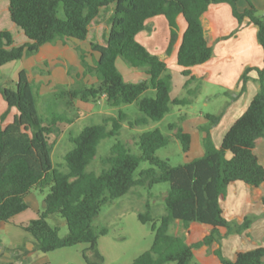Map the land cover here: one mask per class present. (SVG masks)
Returning a JSON list of instances; mask_svg holds the SVG:
<instances>
[{
	"label": "trees",
	"instance_id": "1",
	"mask_svg": "<svg viewBox=\"0 0 264 264\" xmlns=\"http://www.w3.org/2000/svg\"><path fill=\"white\" fill-rule=\"evenodd\" d=\"M11 20L29 39L15 46L10 30H0V67L37 53L40 47L58 40L86 41L90 51L98 54L87 72L96 74L98 82L86 85L83 81L65 86L60 84L48 97L41 94V84L32 81L26 70L18 73L14 86H1L0 91L8 109L16 108L12 122L0 123V222H7L28 209L27 195L37 187L49 185L44 209L25 226L35 238L34 251L48 253L79 243H88L84 258L89 263L103 259L98 250V239L108 233L106 227L94 224L102 206L127 194L137 186L152 187L169 182L163 196L165 213L158 219L151 214V206L139 213L143 223H150L155 233L151 249L134 259L131 264H191L195 248L215 246L213 253L221 264H264V246L239 250L232 259L225 257L222 239L233 233L250 229L254 218L246 216L242 223L224 216L222 202L229 186L241 181L254 187L264 184V165L255 153L257 143L264 138V64L247 67L241 75V89L232 96L238 98L247 90L250 73L257 72L259 90L248 109L234 122L217 147L212 128L217 125L225 109L219 114H206L207 123L199 128L203 137L204 154L189 162L173 165L169 158H161L157 150L176 139L184 153L191 149V134L185 132L182 121L168 125L172 135L160 128L146 130L134 137L133 147L118 140L108 156L102 158L100 173L88 171L96 158L98 147L107 137H117L123 123L130 128L160 122L171 111V105H189L196 96L190 84L200 81L191 73V67L207 62L213 55L204 25L203 14L213 3H228L240 26L245 20L258 28V39L264 49V15L259 14L252 0L241 10L239 0H8ZM159 15L165 16L170 26L167 54L178 39L180 15L187 27L182 34L177 53L182 74L187 77L185 87L191 96L172 98V74L167 62L153 54L137 35L148 28L147 22ZM105 16V17H104ZM101 19L108 24L104 41L91 37V27ZM84 63L85 53L81 52ZM118 57L132 67L142 70L146 77L136 82L126 81L116 66ZM228 95L231 92L227 91ZM78 100L112 106L136 103L140 112L132 118L120 110L117 116L104 117L101 123L85 126L70 140L74 143L64 156L65 168L55 167L51 135L60 134L61 123H73L69 110L75 109ZM38 104L40 109L38 108ZM111 125V127L109 126ZM142 160L151 167L141 170ZM264 202V197H263ZM60 215L65 218L68 233L60 236L59 227L52 226L48 218ZM181 221L188 228L192 222L208 225L211 230L202 239L189 244L183 236L171 232V226ZM226 229V233L221 232ZM89 252L97 261L90 259ZM48 264V263H45Z\"/></svg>",
	"mask_w": 264,
	"mask_h": 264
},
{
	"label": "rangeland",
	"instance_id": "2",
	"mask_svg": "<svg viewBox=\"0 0 264 264\" xmlns=\"http://www.w3.org/2000/svg\"><path fill=\"white\" fill-rule=\"evenodd\" d=\"M246 1V0H245ZM253 1V0H252ZM259 2L258 0H255ZM259 6L260 2H259ZM258 8V7H257ZM258 13L264 15V9L258 8ZM105 17V16H104ZM154 26H151L142 31L141 38H147L151 31L154 35L147 38L151 43L152 52H162L165 49L164 35L167 32V22L165 16L159 15L154 17ZM149 22V21H148ZM148 24V23H147ZM8 29L12 32L15 46H20L28 42L24 31L17 26L12 20L9 12V1L0 0V30ZM108 31V24L102 19L96 22L91 27V37L104 41ZM153 39V40H151ZM65 40H58L55 43H50L51 48L47 55L42 53H35L30 56H25L22 60L13 61L5 64L0 68V87L14 86L17 69L24 66L29 73L30 78L42 85V94L47 95L52 92L56 86L63 84L71 86L77 81H83L86 85H92L98 82L97 76L94 73L87 72V65H94L98 54L92 53L89 44L86 41H73L64 43ZM67 41V40H66ZM49 44V43H47ZM81 52L85 53V61L83 62ZM47 61V62H46ZM171 70L175 72L176 62L169 61ZM118 70L124 76L126 81L136 82L141 80L145 75L140 69L132 67L123 58L118 57L116 60ZM82 72V74H81ZM190 88L196 91V96L193 97L192 105H171V111L165 115L160 122H153L151 125L130 128L128 121L123 123L121 133L117 137H107L100 143L98 152L94 161L87 167L88 171H95L100 173L103 169L102 158L108 156L111 152L112 146L118 141L128 143L133 147L132 152L140 155L141 150L134 145V137L140 133L160 128L164 134L172 135L168 125L173 122H179L182 115L190 114L192 116H199L204 114H218L225 109L227 104H230L232 97L227 96L228 88L219 85L204 82L203 80L195 81L190 84ZM41 89V88H40ZM221 93V94H219ZM235 93V92H232ZM181 98L191 97L188 89L181 91L178 95ZM199 96V97H198ZM249 94L245 93L247 98ZM51 98L50 95H48ZM198 98L197 100L195 98ZM101 101V100H100ZM84 102L79 100L75 104L74 110H69V115L73 117V123H61L62 132L60 134L51 135L50 141L53 143V162L55 167L64 169L66 162L64 160L65 154L73 148L74 143L70 140L71 135H78L82 129L90 124L101 123L106 116H117L120 110L127 112L132 118L140 114L136 103L123 104L119 107L112 106L108 102ZM226 101H229L228 103ZM208 103V105H206ZM7 103L0 91V123L9 122L13 119L9 112L4 119L2 115L6 112ZM38 108L40 106L38 104ZM111 127V125H109ZM264 138L260 144L258 151L262 163H264ZM263 150V151H262ZM157 155L161 158H169L173 165H178L184 162L186 153L183 152L182 146L174 138H171L169 144L157 150ZM151 167L149 161L142 160L136 176L141 170ZM169 182H162L153 185L152 187L137 186L132 188L127 194L116 198L112 202L104 204L101 212L95 219V226L97 228L106 227L108 233L101 235L98 239V250L102 254L103 259L94 264H131L135 258L140 256L145 251L151 249L155 233L150 223H143L139 219V213L147 211V205L151 206V214L155 219H158L165 213V203L163 196L168 190ZM242 189L241 191L233 192L229 198L233 200L231 205L225 209L224 216L233 222L242 223L246 216L254 218L250 229L243 233H233L225 236L222 239V249L225 257L232 259L238 250L252 249L258 246H264V204L263 202H250L249 195L253 193H260L264 196V186L257 188ZM35 193L40 204L41 211L44 209V199L50 191L49 185L35 188ZM231 211L232 216L231 217ZM48 222L52 226L59 227L60 236H65L68 233V226L65 218L60 215H54L48 218ZM171 232L183 236L189 244L200 240V233L193 236L181 221H176L171 226ZM223 234L226 229H222ZM0 237H5V234L0 231ZM89 248L88 243H79L71 247L60 248L48 253L38 252L37 255L48 257V264H92L84 258V252ZM215 246L204 245L200 248H195V257L191 264H221L219 262H210ZM90 259L97 261L95 254L89 252ZM39 257V256H38ZM208 261V262H207ZM174 264V263H170Z\"/></svg>",
	"mask_w": 264,
	"mask_h": 264
},
{
	"label": "crops",
	"instance_id": "3",
	"mask_svg": "<svg viewBox=\"0 0 264 264\" xmlns=\"http://www.w3.org/2000/svg\"><path fill=\"white\" fill-rule=\"evenodd\" d=\"M258 1L260 2L261 6H259V2L253 0L255 6L260 9H264V0ZM238 6L241 10H244L248 6V3L245 0H239ZM154 20L155 19L152 18L149 20V22H147L148 26H151V29L155 27ZM162 22H167L166 24L168 28H165L167 32L164 35V51L152 52L153 49L151 48V46H149L152 42H148L147 38L149 36L152 37L154 35V31H151L149 33L150 35H148L146 39L144 37L141 38L142 34H140V32L137 35V39L141 43H143L153 54L160 56L167 62L168 68L172 74L171 97L181 98L178 96L179 93L184 89H186L187 92V88L185 87L187 77L182 74L183 67L178 64L177 53L181 43V37L187 27V23L183 15H180L178 18V39L172 49V52L170 54H167V48L170 39V26L167 19L166 21ZM202 22L204 25L208 43L213 47L214 52L212 57L207 62L192 66L190 68L191 73L199 80L228 88V91L231 92V95L227 94V96L232 97L241 89L240 78L244 70L249 66L262 67L264 64V49L258 39V28L254 24H250L248 20H245L240 26L239 21L233 15L232 8L228 3L211 4L208 10L203 14ZM63 42L68 43L71 42V40H65ZM51 48L53 47L52 45H50V43L45 44L40 47V50L37 52V54L43 52V56H45ZM170 59L176 62L175 72L171 70L169 64ZM23 69L28 73V70L24 66H21L16 71V78L18 76V73ZM145 77L146 75L142 79H144ZM250 77L251 79L248 81L246 92H244L236 99H231V102L225 109L220 122L211 130L214 142L217 147H220L222 145L224 136L227 131L231 128L234 122L248 109L254 96L259 90V83L257 82V72L252 71L250 73ZM40 91L42 94V85ZM245 93L249 94L247 98L245 97ZM195 99L197 100L198 98L196 97ZM102 101L104 100H101L100 102ZM226 102L228 103L229 101ZM189 105L194 106V103L192 102ZM206 105H208V103H206ZM7 108L8 106L6 107V109ZM9 112H11V116L13 115V119L18 113L16 108L10 109ZM205 115L206 114L201 113L197 117L187 113L185 114V118L182 121V126L185 132L191 134L192 143L191 149L185 155L183 163L189 162L204 154L203 137L205 133L201 131L199 127L207 123ZM13 119L9 120V122H3L2 125L6 126L10 122H12ZM261 142L262 139L257 143L255 147V153L258 155L260 161L261 157L258 151L260 150ZM262 164L264 165V163ZM262 186H264V184L260 187ZM251 188H253L251 185H248L241 181H235L231 183L229 186L228 196L226 200L222 202L224 213L227 206L231 205V202H233V200H230L229 202V198L232 196L233 192L241 191L242 189L250 190ZM34 190L35 188L26 197V201L29 205L27 210L16 215L7 222H0V231H2L7 238V240H5V238L3 239L0 237V264H45L48 262V257L46 255L40 256L37 255V251H34L35 238L29 231L25 229V226H27L31 222V220L37 218L39 213L41 212L40 204ZM263 197L264 196L260 193H253L249 195V200L250 202L259 203L263 202ZM232 213L233 212L231 211V217H233ZM188 230L193 236H196L200 233V239H202L210 232L211 228L208 225L200 222H192L188 227ZM209 257L211 258L210 262H215V260L216 262H219V259L215 254H212V256Z\"/></svg>",
	"mask_w": 264,
	"mask_h": 264
}]
</instances>
